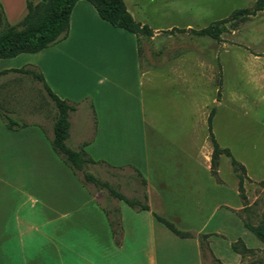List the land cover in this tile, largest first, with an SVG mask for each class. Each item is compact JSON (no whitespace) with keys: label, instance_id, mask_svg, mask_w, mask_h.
Returning a JSON list of instances; mask_svg holds the SVG:
<instances>
[{"label":"crops","instance_id":"0c3cea01","mask_svg":"<svg viewBox=\"0 0 264 264\" xmlns=\"http://www.w3.org/2000/svg\"><path fill=\"white\" fill-rule=\"evenodd\" d=\"M123 1L151 35L114 27L89 1L78 0L63 38L38 52L0 59V110L34 119L33 97L26 93L33 108L21 107L16 90L28 81L46 91L41 81L15 69L39 71L49 89L74 106L68 117L70 147L82 148L93 164L134 172L149 209L119 199L106 209L91 192L53 194V180L67 186L69 177L64 168L53 172L42 137L46 130H31L30 123L9 128L0 116V172L11 176L17 202L12 210L0 202V264H240L243 259L231 244L240 239L245 245L249 235L240 213L255 200L246 195L255 179L238 162L246 176L241 196L233 166L230 181L218 176L226 154L212 166L211 110V132L218 146L227 148L215 130L225 101L221 82L214 93L197 92L194 67L181 61L195 49L192 22L177 27L183 31L153 26L138 0ZM0 3L10 24L27 12L26 0ZM212 81L209 67L207 86ZM46 134L52 148V134ZM154 213L189 235L174 234ZM56 218L59 223L53 224Z\"/></svg>","mask_w":264,"mask_h":264},{"label":"rangeland","instance_id":"374dc122","mask_svg":"<svg viewBox=\"0 0 264 264\" xmlns=\"http://www.w3.org/2000/svg\"><path fill=\"white\" fill-rule=\"evenodd\" d=\"M138 1L142 8V16L151 25L163 28L174 27L176 31L178 28L185 27L187 22H192V28L195 29L206 27L212 22L229 17L237 9L252 8L256 0ZM177 38L175 35L174 44L177 43ZM191 43L195 49L184 55L181 61L187 60L185 64L189 61V64L194 67L198 84L197 92L202 91L203 93V90L210 91L212 89L214 93L215 83L221 82V90L225 95L224 104L217 112L215 130L220 145L226 146L231 155L221 157L218 176L230 181L232 160L245 164L248 172L255 179V183L248 187L246 195H249L250 199L255 196V200L252 205L242 210L240 216L244 225H264V186L260 182V180L264 181V7L254 15L226 22L224 30L220 33L219 41L208 35H197L193 36ZM209 67L212 71L213 81L209 82L210 86H207ZM32 79H28L29 82L33 83ZM27 82L24 83V87L20 86L16 92L19 93L18 96L23 103L21 107L30 105L29 108H33L31 104L27 103V95L29 94V99L33 97L35 118L27 122L26 118L7 115L19 124L30 123L28 128L31 130L38 131L44 128L53 135L52 128L56 108L46 92L34 84L28 85ZM203 84H205L204 88ZM213 106V104L210 105V107ZM3 114L6 113L0 110V116L3 117ZM3 120L6 124L4 118ZM73 123H70V126ZM46 131L42 137L46 140L44 144L50 149L53 172L59 173L61 168L62 171L64 168L69 177L67 186H64L63 182L60 185L53 180L51 185L53 194L64 192L65 189L69 194L91 192L97 196L103 207L106 209L115 208L117 198L111 194L108 187L97 186L90 181L83 180V174L88 173L127 198L142 201V185L134 172L129 169H110L101 164L90 163L85 164L80 171L75 173L51 148ZM66 144L71 146L68 140ZM101 155L107 158L108 154ZM233 169L238 172L236 173L238 181L239 177H242L244 183L245 172L234 166ZM6 172L11 173L10 165ZM11 180L10 175L0 172V202L5 210L15 209L17 204L14 200L16 191L12 187ZM241 196H245L243 188ZM247 202L245 201L246 204ZM28 206L29 201L26 202L25 208ZM219 216L220 211L215 212L212 222L214 223ZM58 223L59 219L56 218L53 224ZM248 234L245 245L254 247V251L246 253L240 264H264V241L257 239L251 232ZM208 264L219 263L212 260Z\"/></svg>","mask_w":264,"mask_h":264},{"label":"trees","instance_id":"16d2710c","mask_svg":"<svg viewBox=\"0 0 264 264\" xmlns=\"http://www.w3.org/2000/svg\"><path fill=\"white\" fill-rule=\"evenodd\" d=\"M78 0H41L33 3V0H26L27 12L24 17L15 24L7 22L2 5L0 3V59L13 57L19 53H34L43 48H46L58 40L63 38L69 26V17L71 9ZM96 9L98 15L114 27L122 28L133 34L151 35L152 30L147 24H141L135 21L132 15L127 10L123 0H87ZM264 7V0H256L252 8H243L233 11L229 17L217 20L210 23L208 26L200 29H191L196 35H208L211 38L219 40L220 33L224 30L226 22L240 19L245 16L254 15L257 11ZM183 31V29H178ZM22 74L30 75L33 79L41 81L49 98L52 100L56 115L52 128V149L60 155L62 161L75 173L80 171L85 164L95 163L84 152L82 148L75 150L66 144L69 135V113L74 110V106L66 100L55 95L43 81L42 74L31 68L15 69ZM213 110L208 116V129L213 145L212 152V166L217 163V158L220 153L228 156L231 155L227 148H220L211 132V118ZM6 125L9 128L21 127L24 124H19L12 120L7 114H3ZM234 167L243 170V167L232 160ZM84 181H90L95 185H103L108 187L109 191L117 199L124 201L129 206L137 207L139 209H149L146 203L138 200H131L126 196L114 191L107 184L99 182L93 175L84 173ZM82 180V181H83ZM243 179L239 177L238 188L242 191ZM264 186V183H262ZM155 218L164 224L174 234L185 237L189 234L182 232L176 228L171 222L165 218L154 213ZM246 228L252 232L257 239L264 241V225H245ZM234 252L239 253L243 258L248 252L254 249L248 248L244 245L242 240H237L231 244Z\"/></svg>","mask_w":264,"mask_h":264}]
</instances>
